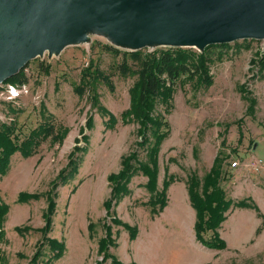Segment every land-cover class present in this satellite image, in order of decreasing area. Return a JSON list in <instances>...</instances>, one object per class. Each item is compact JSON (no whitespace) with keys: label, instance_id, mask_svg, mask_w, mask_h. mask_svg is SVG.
Returning <instances> with one entry per match:
<instances>
[{"label":"rangeland","instance_id":"obj_1","mask_svg":"<svg viewBox=\"0 0 264 264\" xmlns=\"http://www.w3.org/2000/svg\"><path fill=\"white\" fill-rule=\"evenodd\" d=\"M165 49L145 48L140 56ZM262 49L263 42L255 40L209 48L206 54L211 60L213 84L205 88L197 87L195 80L178 82L170 111L165 113L163 105H156L155 114L164 115L170 129L159 152L158 190L162 189L165 168L176 182L167 192V206L159 214L151 215L150 208L142 204L150 197L144 188L146 178H132L130 194L114 211L120 221L135 227L137 234L130 240L121 226H112L117 245L110 252L119 262L264 264V70L257 75L254 64L263 55ZM129 52L93 34L88 43L67 47L58 57L49 59L45 55L30 61L24 70L28 93L8 101L5 89L10 83L0 89V123L14 124V136L19 141L41 123L43 111L56 127L69 129L61 144L44 141L31 164L15 153L6 175L10 180L0 177V199L8 205L0 239L1 264H30L39 247L42 250L37 264H95L102 259L97 244L104 236L103 203L110 193L107 179L118 172L122 156L138 140L137 125L120 122V115L129 107V89L140 69L139 60L130 57ZM125 58L129 69L123 72L119 69ZM45 67L48 73L43 71ZM89 67L90 73L97 72L96 77L83 85L79 96L74 90L79 88L82 70ZM242 84L246 86L241 93ZM94 93L98 102L118 119L115 127L105 130L109 117H104L92 104ZM243 93L256 101L251 115L246 112ZM90 116L93 126L86 130ZM81 131L88 135L87 141L81 139ZM77 145L83 149L78 154L77 174L54 191L56 209L51 232H38L44 226L42 215L47 198L52 197L51 185ZM219 152L226 156L221 187L227 199L250 200L259 211L231 207L218 230L226 247L217 251L203 247L188 227L193 216L186 210L189 202L180 184L185 186L192 173L202 179ZM139 158L146 161L144 153ZM233 162L238 164L233 167ZM21 192L39 194L40 198L17 203ZM189 208L194 211L190 205ZM107 222L110 223L108 219ZM89 223L94 224L92 237L88 233ZM25 227L28 232L20 234L16 230ZM210 236L208 232L204 239L209 240ZM49 238L64 244L65 252L59 260L50 259ZM104 264L111 263L108 260Z\"/></svg>","mask_w":264,"mask_h":264},{"label":"trees","instance_id":"obj_2","mask_svg":"<svg viewBox=\"0 0 264 264\" xmlns=\"http://www.w3.org/2000/svg\"><path fill=\"white\" fill-rule=\"evenodd\" d=\"M226 46H208L201 53L188 48H167L152 52L143 57L140 56L141 50L128 53L134 60H139L140 69L136 73V80L129 89V107L120 115V122L122 124H136V136L138 140H136L135 147L126 155L122 156L119 171L108 176L107 181L110 187V193L103 203L106 212V219H104L103 223L104 236L99 239L97 244V251L102 259L95 264H104L108 260L111 264H123L110 252V249L117 245L116 238L113 237L112 233L113 225L121 226L127 231L130 240L136 237V228L120 221L114 211V208L119 202L130 194L129 184L134 176L142 175L146 178L144 188L150 194V197L147 202L142 204L150 208L151 215L159 214L167 205V189L170 184L176 181V178L168 175L167 169L165 168L162 189L158 190L159 152L163 141L169 135L170 129L164 115L155 114L156 105H163L165 107V113L170 111L174 88L178 82L183 83L185 81L195 80L197 87H210L213 84L209 66L211 60L206 53L211 47ZM116 53L118 54L117 51ZM254 64L257 67L256 74L262 73L264 70V54ZM27 66L18 75L4 82V84L25 85L27 83V77L24 74V70ZM90 68L92 67L85 68L81 72L79 88L74 90L79 96L81 95V91L79 90L84 88L83 85L89 83L96 77L97 72L90 73ZM128 69L129 64L125 58L119 70L125 72ZM43 71L48 73V67H45ZM244 86L246 85L242 84L239 86L241 93L243 92V88H245ZM242 98L247 103L246 112L251 115L256 105L255 99L248 97L245 93L242 94ZM92 104L104 117H109V120L105 123V130L116 126L118 119L111 115L98 102L95 93L92 97ZM41 118V123L31 130L21 141L14 136V124L5 125L0 123V177L5 176L8 172L10 158L15 153H19L23 158H28L36 154L39 146L47 139H50L53 144H61L65 139L69 132L68 128L59 125L56 127L50 115H45L44 111L41 114ZM85 126L86 130L92 129V116L88 117ZM81 135L82 140H88V135L84 134L83 131H81ZM78 142L79 140H77V144ZM79 147L78 145L75 146L70 152L66 166L59 172L56 180L51 185L52 189L49 193L51 192L52 197L47 198V207L42 215L44 226L38 232H51L52 219L56 209L54 200L56 194L54 191L59 185H64L67 180L77 174L80 162V156L78 154L83 153V149ZM140 153L145 154L146 161H140ZM225 158L226 156H223L222 152H219L215 156L209 172L202 179H199L196 174L192 173L186 180L189 203L195 211V239L203 247L217 251L223 250L226 247V242L220 238L218 230L226 220V213L231 207L259 211L256 205L250 202V200L243 199L238 202H233L231 199H227L226 193L221 187V181L224 178L223 163ZM49 193L47 194L48 196ZM39 198V194L21 192L17 195L16 201L17 203H28L37 201ZM7 211L8 205L0 199V239L4 235L3 223ZM107 219L110 223L107 222ZM16 230L22 234V232H28L29 228H16ZM88 231L89 236L92 237L94 231L93 223H89ZM208 232L211 233V236L209 240H205L204 235ZM47 245L52 254L50 257L51 260H59L63 256L65 247L62 242L54 238H49ZM41 248H37L36 253H34V256L30 260V264H37V259L41 254Z\"/></svg>","mask_w":264,"mask_h":264},{"label":"water","instance_id":"obj_3","mask_svg":"<svg viewBox=\"0 0 264 264\" xmlns=\"http://www.w3.org/2000/svg\"><path fill=\"white\" fill-rule=\"evenodd\" d=\"M93 34L130 52L255 40L264 54V0H0V88Z\"/></svg>","mask_w":264,"mask_h":264},{"label":"built area","instance_id":"obj_4","mask_svg":"<svg viewBox=\"0 0 264 264\" xmlns=\"http://www.w3.org/2000/svg\"><path fill=\"white\" fill-rule=\"evenodd\" d=\"M3 85L1 86V88L3 87ZM27 88H28V86L26 84L22 85V86H17V85H13V84L9 85L8 84L6 89H5V93L7 95L6 99L8 101H10V100L12 101V100L17 99L21 94L28 93ZM237 164H238V162H233L231 165L233 167H235Z\"/></svg>","mask_w":264,"mask_h":264},{"label":"crops","instance_id":"obj_5","mask_svg":"<svg viewBox=\"0 0 264 264\" xmlns=\"http://www.w3.org/2000/svg\"><path fill=\"white\" fill-rule=\"evenodd\" d=\"M36 155H33V156H31V157H28V158H25L26 160H28V162H29V164H31L32 163V161L34 160V157H35ZM23 158V157H22ZM24 159V158H23ZM119 171V170H118ZM8 174V172L6 173V175ZM6 175L5 176H3V177H6ZM3 177H1V178H3ZM6 179L8 180H10V177H6ZM176 182V181H175ZM175 182H173V183H175ZM173 183L172 184H170V186L168 187V189H167V192L169 191V188L171 187H173L172 185H173ZM180 187L182 188V190H183V193H184V198L187 200V202H189V199H188V194H187V189H186V185L185 186H181V184H180ZM187 196V197H186ZM167 198H168V196H167ZM167 203H168V201H167ZM188 205H190V203H188L187 205H185V207H186V210H187V212L189 213V214H191L192 216H193V219H192V221H190V226L188 225V227H191L190 229H193L194 230V224H195V211H192L190 208L188 209ZM167 206V205H166ZM192 208V207H191ZM193 209V208H192ZM190 210V211H189ZM131 264H134V263H131Z\"/></svg>","mask_w":264,"mask_h":264}]
</instances>
